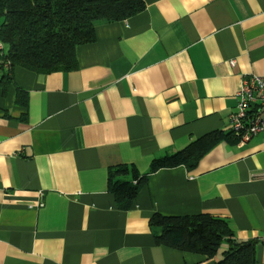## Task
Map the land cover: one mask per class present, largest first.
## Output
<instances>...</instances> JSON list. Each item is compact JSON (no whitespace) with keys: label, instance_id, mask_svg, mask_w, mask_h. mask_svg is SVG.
<instances>
[{"label":"crops","instance_id":"obj_1","mask_svg":"<svg viewBox=\"0 0 264 264\" xmlns=\"http://www.w3.org/2000/svg\"><path fill=\"white\" fill-rule=\"evenodd\" d=\"M144 1L97 23L76 70L0 64V264H209L158 245L151 224L201 214L255 241L251 264H264L263 133L222 140L193 170L152 172L155 159L232 132L243 77L264 75V0ZM123 166L134 184L146 179L130 201L110 188Z\"/></svg>","mask_w":264,"mask_h":264},{"label":"trees","instance_id":"obj_2","mask_svg":"<svg viewBox=\"0 0 264 264\" xmlns=\"http://www.w3.org/2000/svg\"><path fill=\"white\" fill-rule=\"evenodd\" d=\"M145 7L144 0H0V39L7 49L5 60L11 61L12 68L22 66L41 74L76 70L78 47L96 40L98 22L127 20ZM224 139L239 142L240 138L233 132L208 133L175 154L155 159L152 172L179 166L193 170ZM130 170L132 180H116ZM136 178L134 170L119 167L111 172L110 188L119 199L130 201L146 183L141 179L134 184ZM151 224L159 229L158 245L203 255L209 264H251L256 259V242L236 241L226 219L209 214L155 215ZM225 243L228 247L216 261Z\"/></svg>","mask_w":264,"mask_h":264},{"label":"built area","instance_id":"obj_3","mask_svg":"<svg viewBox=\"0 0 264 264\" xmlns=\"http://www.w3.org/2000/svg\"><path fill=\"white\" fill-rule=\"evenodd\" d=\"M6 55V45L0 39V64L11 68V61L5 60ZM231 64L234 65L235 61ZM237 97V107L231 115V131L240 138L239 143L244 144L264 134V75L253 73L244 76ZM38 206L43 207L44 202Z\"/></svg>","mask_w":264,"mask_h":264},{"label":"rangeland","instance_id":"obj_4","mask_svg":"<svg viewBox=\"0 0 264 264\" xmlns=\"http://www.w3.org/2000/svg\"><path fill=\"white\" fill-rule=\"evenodd\" d=\"M227 248L226 244H223L220 251H219V257L222 258L223 257V251Z\"/></svg>","mask_w":264,"mask_h":264}]
</instances>
